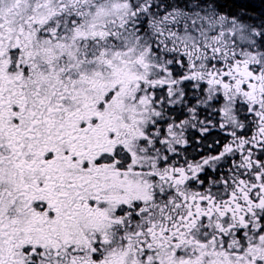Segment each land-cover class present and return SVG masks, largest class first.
I'll list each match as a JSON object with an SVG mask.
<instances>
[{
	"label": "snow or ice",
	"instance_id": "6c2138e0",
	"mask_svg": "<svg viewBox=\"0 0 264 264\" xmlns=\"http://www.w3.org/2000/svg\"><path fill=\"white\" fill-rule=\"evenodd\" d=\"M0 264H264V0H0Z\"/></svg>",
	"mask_w": 264,
	"mask_h": 264
}]
</instances>
